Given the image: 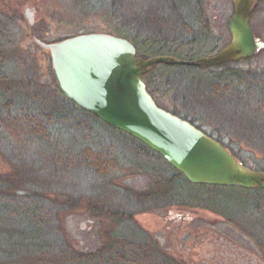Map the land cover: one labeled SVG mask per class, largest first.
Masks as SVG:
<instances>
[{
	"label": "rangeland",
	"instance_id": "374dc122",
	"mask_svg": "<svg viewBox=\"0 0 264 264\" xmlns=\"http://www.w3.org/2000/svg\"><path fill=\"white\" fill-rule=\"evenodd\" d=\"M136 1L139 6L135 12L141 18L148 13L168 12L178 2ZM201 1L209 28L220 40V49L230 40L227 24L233 2ZM101 3L100 0H0L3 41L0 180L5 183L0 186V264H51L44 259L43 250L28 248L27 243L18 245L29 218L16 208L28 196L45 208L42 212L38 210V214L52 219L43 221L41 232L47 242L43 243L52 247V252L65 244L85 256L116 250L117 243L127 239L133 247L146 249L157 261L202 264L203 257H199L202 246H194L198 242L195 238L204 234V241L213 234L264 261L263 189L181 181L183 193L195 194L197 202L184 200L177 204L168 199L163 203L156 194L160 191L156 182L165 178L162 187L168 185L163 188L167 191L171 187L172 167L159 154L142 150L125 133L95 122L92 114L80 108H72L57 88L50 54L35 44L33 37L49 43L82 33L109 34L111 21L108 18L107 22ZM26 7L33 11L32 26L24 17ZM253 9L249 18L252 31L264 42V0ZM205 51L197 58L213 55L217 50L210 54ZM230 65L262 74L264 48L253 57ZM177 67L178 70L169 72L171 81L164 77L162 89L157 88L161 90L155 94L157 104L170 112L174 110L218 139L246 167L264 169V110L256 115L257 99L206 103L199 83L206 78L207 68ZM209 69L212 73L219 70ZM59 106L65 107L63 112H71L55 116L53 108ZM25 117L31 121H21L16 127L25 133L10 134L6 125ZM37 123L40 133L35 135L31 128ZM86 148L93 153L112 155L116 163L110 175L100 177L77 164L80 150ZM58 151L63 162L62 169L55 173L47 158ZM222 243L226 244L225 240Z\"/></svg>",
	"mask_w": 264,
	"mask_h": 264
},
{
	"label": "water",
	"instance_id": "95a60500",
	"mask_svg": "<svg viewBox=\"0 0 264 264\" xmlns=\"http://www.w3.org/2000/svg\"><path fill=\"white\" fill-rule=\"evenodd\" d=\"M260 1L232 0L233 12L227 24L230 41L213 55L192 60L164 55L137 57L129 39L103 32L82 33L49 43L33 37V42L49 52L61 94L157 152L189 183L264 190L263 170L246 167L220 141L187 119L160 108L141 79L160 63L203 68L253 57L264 48L249 20ZM31 9H24L30 26L34 23Z\"/></svg>",
	"mask_w": 264,
	"mask_h": 264
},
{
	"label": "trees",
	"instance_id": "16d2710c",
	"mask_svg": "<svg viewBox=\"0 0 264 264\" xmlns=\"http://www.w3.org/2000/svg\"><path fill=\"white\" fill-rule=\"evenodd\" d=\"M84 1L88 2L89 0ZM100 2H102L101 7L105 6L103 9L107 22L108 18L111 21L108 25L111 29V33L129 39L136 49L137 57L139 56L147 59L151 56L164 55L173 56L180 60H192L197 58L203 49H206V54L219 50L221 44L219 43L220 40L209 28V23L204 17L205 12L203 11V1L201 0H178L174 7L171 5L168 12L161 11L158 13L157 11L153 15L148 13L146 18H141V16L135 12L137 9L136 7L139 6L136 0H100ZM1 38L0 36V72L3 57V41ZM230 63L231 62H227L224 63V65L213 66L219 68V70L214 71V73H212L209 68L204 69L206 78L200 80L199 84L202 88V97L205 102L220 103L226 100L241 102L247 98L253 97L254 99L255 97L258 105L256 109L257 112L255 113L256 115L260 114V112L262 113L264 110V72L262 74H252L247 70L244 71L238 67L234 68ZM187 68H189V66H187ZM172 69L178 70V67L160 63L153 66L148 73L142 75L141 79L145 82L146 89L152 95L153 99L156 98L155 94L161 92V90L159 92L157 88L160 89L161 86H163L164 79L168 78V80H170L168 76ZM156 72H159V74H156ZM69 102L73 105H70L72 108L79 109V107L71 101ZM64 108V106L54 107V115L61 117L63 116L62 114L71 112V110L63 112ZM171 113L178 115L174 110L171 111ZM93 117L95 116L93 115ZM181 118L186 119L185 117ZM94 119L97 123H104L97 117ZM1 120L0 118V124L2 125L3 122ZM21 121L27 122L31 121V119L28 117L23 119L17 118L11 121V124L8 123L6 127L10 130V134L17 135V131L25 133L16 128ZM38 126L39 123L33 125L31 128V131L35 135L40 133ZM126 135L130 137L128 134ZM130 138L135 140L142 150L147 149V151L152 152L144 143H140L133 137ZM60 154L61 152L58 151L55 152L54 157L50 159L47 158V162L51 163L52 170L55 173L58 172L57 169H62L60 167L63 161L61 160ZM78 158V165L92 170L100 177L110 175V169L113 167V164L116 163L111 154L93 153L87 148L80 150ZM170 170L171 173H169L171 175L169 182L171 187H169L167 191L163 188L168 185L162 187L163 182L166 181L164 180L165 178L163 179L160 177V181L158 180L156 182L157 186H160V188H158L160 191L156 192L158 198L161 199L160 201L167 203V200L170 199L177 202V204H181V201L184 200L186 203L189 201L197 202L198 198L195 194L186 195L181 190V181L189 184L184 176L173 168ZM261 170L264 171V169ZM3 184H5L4 181L0 180L1 187ZM53 205L56 206L57 203L54 201ZM16 209L19 210L18 213L26 214L27 217L25 218H29L26 227H24L23 236L21 235L20 239L18 238L19 240H17V242H19L18 245L22 247L24 243H27L28 248L32 247L31 249L37 248L43 250L42 254L44 259L51 264H174L173 261H157L146 249L138 245H135L136 248L133 247L129 244V240L127 241V239L126 241H119L116 250L106 249V251H99L85 256L73 252L71 248L65 244L60 245L57 252H52V247L43 243L45 241V236L41 233L44 230V228H42L43 221H48V219L52 221L50 217L38 214L45 208L39 206L35 199L32 200L28 196L25 197L24 202L20 203L19 208L17 207ZM38 210L39 212H37ZM26 252L27 250H25V253Z\"/></svg>",
	"mask_w": 264,
	"mask_h": 264
},
{
	"label": "flooded vegetation",
	"instance_id": "af4514ba",
	"mask_svg": "<svg viewBox=\"0 0 264 264\" xmlns=\"http://www.w3.org/2000/svg\"><path fill=\"white\" fill-rule=\"evenodd\" d=\"M202 234L197 237L194 246H202V264H264L257 255L251 254L245 248L232 244L225 238H216V235L207 236L204 241ZM195 236V234H194ZM225 240L226 244L222 243Z\"/></svg>",
	"mask_w": 264,
	"mask_h": 264
}]
</instances>
